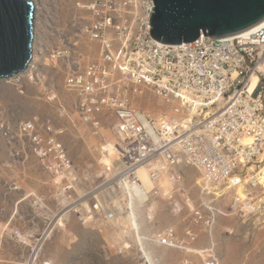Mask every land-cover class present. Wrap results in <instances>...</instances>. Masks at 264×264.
Instances as JSON below:
<instances>
[{"label":"built area","instance_id":"built-area-1","mask_svg":"<svg viewBox=\"0 0 264 264\" xmlns=\"http://www.w3.org/2000/svg\"><path fill=\"white\" fill-rule=\"evenodd\" d=\"M78 5L92 14L81 28L91 42L89 49L66 43L59 35L50 38L47 18L38 32L35 25L26 69L1 79L24 93L26 78L41 81L43 68L66 64L64 87L74 97L79 122L93 128L100 134V145L115 152L101 146L106 160L100 180L93 182L92 173L77 165L63 141L47 133L36 118L14 126L0 117V133L9 143L27 140L57 181L64 205L54 216L74 213L83 225L99 230H117L131 217V235L122 245L116 242V248H134L145 264H154L148 244L194 249L198 233L191 227L185 237L174 226L144 233L138 208L156 196L180 193L193 224L205 226L212 236L217 217L229 212L208 194L218 196L225 184L237 189L233 209L245 214L246 193L240 190L242 176L237 170L264 161V23L227 37L202 34L190 42L169 44L150 33L154 0H93ZM46 95L63 104L55 93ZM150 95L168 108L142 106L140 101ZM106 116L114 118L116 141L102 131ZM183 162L201 173L198 201L176 169ZM51 224L52 220L48 227ZM48 227L32 247V264ZM170 264L196 262L183 257ZM206 264H218L214 252Z\"/></svg>","mask_w":264,"mask_h":264},{"label":"rangeland","instance_id":"rangeland-1","mask_svg":"<svg viewBox=\"0 0 264 264\" xmlns=\"http://www.w3.org/2000/svg\"><path fill=\"white\" fill-rule=\"evenodd\" d=\"M90 1L93 0H34L36 32L42 28L41 23L45 26L48 18L51 27L47 25L45 30L50 38L59 35L66 43L72 41L89 49L91 42L81 34V28L91 20L92 14L78 2ZM66 67L63 64L58 68H43L42 80L38 82L26 78L24 93L0 78V117L14 126L36 118L47 133L63 141L75 163L88 169L95 182L100 180L102 162L106 160L101 148L105 144L100 145L99 133L79 122L74 97L64 87ZM48 92L59 96L63 104L58 99L50 100ZM140 104L157 111L168 108L154 95L147 96ZM113 123L114 118L106 116L102 131L116 141ZM176 169L183 173V182L198 201L200 171L186 162ZM237 173L242 176L240 190L246 193L244 202L248 209L245 214L233 209L235 187L226 188L222 184L218 196L210 192L214 204L229 212L217 217L212 236L205 226L193 224L190 207L180 193H174L171 198L156 196L138 208L144 233L166 226L176 227L182 237L187 235L189 227L198 233L191 246L199 249L148 244L146 250L154 264L175 263L183 257L192 258L196 264H206L213 252L218 264H264V161L249 163ZM255 176L257 179H253ZM59 191L57 181L43 168L27 140L9 143L0 133V240L3 236L4 244L17 260L24 263L30 259L34 243L52 220L35 264H145L134 248H116L112 241L115 228L99 230L85 226L74 213L54 216L64 205Z\"/></svg>","mask_w":264,"mask_h":264},{"label":"water","instance_id":"water-1","mask_svg":"<svg viewBox=\"0 0 264 264\" xmlns=\"http://www.w3.org/2000/svg\"><path fill=\"white\" fill-rule=\"evenodd\" d=\"M151 35L164 43L190 42L246 31L264 21V0H154ZM34 0H0V78L24 71L32 57Z\"/></svg>","mask_w":264,"mask_h":264},{"label":"bare ground","instance_id":"bare-ground-1","mask_svg":"<svg viewBox=\"0 0 264 264\" xmlns=\"http://www.w3.org/2000/svg\"><path fill=\"white\" fill-rule=\"evenodd\" d=\"M262 23H264V21H262L258 25H260ZM258 25H256L255 27H257ZM255 27H252V28H250L246 31H243V32L250 31V30L254 29ZM255 81H256V78H253V82H255ZM104 148L109 149L111 154L115 153L113 148L108 146V145H105ZM164 182H165L164 184L166 185V183H168V179L165 178ZM131 223H132L131 217H130V220H128V222H127V220L124 219L122 222L123 227H119L116 230V232L113 234L115 236L112 237V241H115V243L117 242V244H121V245L124 244L125 241L127 240V237H128L127 235H131L130 234L131 233L130 226H132Z\"/></svg>","mask_w":264,"mask_h":264},{"label":"crops","instance_id":"crops-1","mask_svg":"<svg viewBox=\"0 0 264 264\" xmlns=\"http://www.w3.org/2000/svg\"><path fill=\"white\" fill-rule=\"evenodd\" d=\"M13 253L10 252L9 248L4 244L3 236L0 240V264H12V263H23L15 258ZM30 259L25 261L23 264H29Z\"/></svg>","mask_w":264,"mask_h":264}]
</instances>
